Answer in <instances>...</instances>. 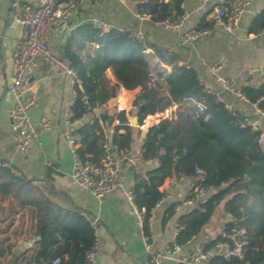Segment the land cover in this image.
<instances>
[{
    "label": "trees",
    "instance_id": "obj_1",
    "mask_svg": "<svg viewBox=\"0 0 264 264\" xmlns=\"http://www.w3.org/2000/svg\"><path fill=\"white\" fill-rule=\"evenodd\" d=\"M184 0H136L139 14H148L153 22L174 19L185 11ZM213 22L201 19L200 27H212ZM264 30V8L255 17L251 33ZM98 45L94 54L83 55L73 45L78 38ZM80 46V44H79ZM151 48L152 53H147ZM155 57L169 66L159 69V80H154L156 67L150 58ZM76 70L81 87L76 85L77 98L73 111L77 118L91 114L82 99L89 97L92 108H100L117 94V87L110 85L106 69L112 67L113 75L125 88H140L133 105L139 124L151 114L160 113L178 104L175 115L165 117L142 131L143 157L158 159V165L144 175H136L132 189L135 202L143 212L144 230L152 210L164 196L161 186L167 178L194 177V185L210 191L194 208L181 214V227L177 239L187 243L210 221L215 210L223 204V210L232 218L226 227L232 230L244 227L249 244L242 258L224 259L213 255L208 264H264V141L259 129L242 127V115L233 116L224 107L226 101L208 91L202 73L188 62H183L176 51L161 47L145 39L138 40L130 31L115 27L107 30L84 24L77 28L65 50L64 57ZM166 74V75H164ZM246 97L264 107V82L259 86H243ZM194 100L204 105L198 113L187 105ZM115 118L119 124L113 125ZM125 110L115 115L102 111L100 118L84 122L73 132L77 141V153L84 162L99 163L104 155L101 141L105 130L113 128L112 139L120 150L132 146L133 132ZM124 129V132H120ZM203 170L201 175L195 170ZM31 181L10 168L0 166V193L12 195L22 207L33 206L37 215L36 234L41 239L40 249L34 256L37 264L41 259L51 261L61 258V264H85V254L94 245L95 229L79 211H62L48 198L35 195ZM14 208V205L11 204ZM10 207V209H11ZM174 214L171 208L170 215ZM222 235L208 241L212 248ZM56 246V247H55ZM27 262H29L27 260Z\"/></svg>",
    "mask_w": 264,
    "mask_h": 264
},
{
    "label": "crops",
    "instance_id": "obj_2",
    "mask_svg": "<svg viewBox=\"0 0 264 264\" xmlns=\"http://www.w3.org/2000/svg\"><path fill=\"white\" fill-rule=\"evenodd\" d=\"M14 1L39 3L41 0H0V161L10 164L8 168L11 171L30 180L38 198L50 199L62 211H79L90 221L97 236L96 254L100 264H144L153 253L163 251L173 238L179 216L197 204L189 205L185 202L195 178H167L164 181L161 186L164 199L153 209L147 222V233L142 219L124 196L123 189L104 198H97L78 186L73 177L74 151L66 137L65 125V117L74 100L75 86L69 75L56 70L47 61L39 64L30 81L29 89L37 97V105L30 109V115L34 122L48 117L52 121V128L34 140L29 156L18 153L15 132L9 120L14 98L8 93L15 62V42L22 31V24L15 18L12 9ZM249 1L250 5L235 34L214 28L211 34L193 43L181 45L180 34L189 29L196 19L212 21L215 0H184L182 7L190 15V19L178 30L164 29L156 25L150 15L139 14L136 0H106L99 3L80 0V8L70 20V26L53 33L48 39V45L53 52L64 58L66 46L70 38L77 35V28L84 24L96 27L94 23L100 21L109 28L142 31L147 42L178 52L183 62L192 64L202 73L208 88L221 91L216 77L204 70L203 60L220 63L221 73L235 79L242 87L259 86L264 82V30L251 33L250 27L262 11L264 0ZM81 43L80 37L73 48L83 55L94 54V49L98 46L90 42H83L85 44L81 46ZM152 52L151 48L147 50V53ZM150 62L160 70L171 69L155 57H151ZM105 73L109 84L117 87V94L96 109V112L100 117L104 110L113 115L125 110L133 132L130 149L137 154L143 143L139 130L159 121V118L174 116L179 105L174 104L166 109L167 115H163L164 111L155 113L154 115H160L156 117L157 120L141 127L139 122H132L133 116H137L133 102L140 93V88H125L114 77L112 67H108ZM219 97L236 107L241 115L255 116L250 103L227 92H221ZM187 105L196 113V103L188 101ZM90 117L91 114H87L84 122ZM116 120L117 118L113 125L119 124ZM258 129L262 132L261 138L264 141V118L259 121ZM110 130L113 131V128ZM120 132H124V129ZM157 165L158 160L148 164L137 163L132 174L133 180L130 177L131 165H125L122 169L124 188L132 187L136 175H144L148 169ZM11 204L14 208L10 209ZM171 208L174 210L172 216ZM230 220L231 216L225 213L221 204L197 235L185 243L178 253L160 264H175L177 259L189 255L196 246L215 239L222 234ZM36 226L37 215L33 206L22 207L12 195L0 193V264H7L16 245L25 246L28 242H33L32 246L23 255L17 256L14 264H37L34 256L40 249L41 237L37 239L39 235L36 234ZM39 264L50 262L41 259Z\"/></svg>",
    "mask_w": 264,
    "mask_h": 264
},
{
    "label": "built area",
    "instance_id": "obj_3",
    "mask_svg": "<svg viewBox=\"0 0 264 264\" xmlns=\"http://www.w3.org/2000/svg\"><path fill=\"white\" fill-rule=\"evenodd\" d=\"M94 1L99 3L106 0ZM249 5V0H215L212 14L213 26L200 27L201 19L198 18L189 29L180 34L179 43L181 45L193 43L211 34L214 28L235 34L239 29L241 18ZM79 8L80 0H41L39 3L14 1L12 3L14 16L22 24V31L15 42V62L8 87V93L14 98V103L9 111V120L15 132L17 152L23 156H29L34 140L41 133L52 128V121L48 117H42L38 122H34L30 115V109L37 105V97L30 91L29 85L32 75L39 64L42 61H47L56 70L69 75L74 86L78 85L81 87V79L76 70L65 58L53 52L48 45V39L53 33L70 26V20ZM189 19L190 15L184 12L177 18L162 19L154 23L164 29L178 30L185 26ZM94 25L102 30L109 28L100 21H96ZM117 29L123 31L120 28ZM130 35L138 40L144 39L142 31H131ZM202 65L206 72L216 77L217 84L221 89L219 91L209 88L208 91L215 96H219L221 92H227L239 100L250 103L255 116L242 115L240 125L254 130L258 129L259 121L264 118V107L260 106L258 102L249 101L242 86L235 79L221 73L222 65L220 63L203 60ZM76 98L77 93L75 91L74 100L65 117L66 137L74 151L73 177L76 184L88 190L97 198H104L119 189H123L127 201L143 221V212L135 202L133 189L131 187L124 188L122 169L125 165L148 164L158 159H145L143 157V148L137 154L131 149L120 150L118 145L113 142L112 131L106 129L101 141L104 151L102 160L99 163L84 162L77 153L78 143L72 133L75 127L84 123V118L86 117V115L80 118L75 116L73 105ZM82 99L91 111V117L87 122L91 123L94 119L100 118L96 108L90 106L89 97L86 93L83 94ZM190 102L197 104L196 113H198V110L202 111L204 109L203 104L194 100H190ZM224 107L231 115H239L238 110L231 103L225 102ZM134 108L136 107L134 106ZM148 117L149 115L143 119L141 127L148 123ZM116 123H119L118 119ZM0 166L10 167V164L0 161ZM195 172L201 175L203 170L197 167ZM209 193L208 189L193 185L185 202L189 205H194L200 200H204ZM163 199L162 197L160 202ZM180 229L181 227L177 223L170 243L165 246L163 251L153 253L148 260L144 261V264H160L164 259L178 253L183 246L177 239ZM221 235L224 240L217 241L212 248L207 247L208 242L200 244L189 255L177 259L175 264H208L209 259L213 255H222L227 261H230L231 258H242L249 244L246 229L238 227L228 230L226 227ZM96 249L97 236L95 233L94 245L85 254V264H100ZM50 264H61V258H54Z\"/></svg>",
    "mask_w": 264,
    "mask_h": 264
},
{
    "label": "water",
    "instance_id": "obj_4",
    "mask_svg": "<svg viewBox=\"0 0 264 264\" xmlns=\"http://www.w3.org/2000/svg\"><path fill=\"white\" fill-rule=\"evenodd\" d=\"M134 121H136V122H134ZM132 122L135 123V124H137L138 123V117L137 116H133ZM135 168H136L135 165H131L130 166V177H131L132 180L134 179V177H133L132 174L134 173ZM39 238H40V236H37V239H39ZM32 244H33V242H28L27 245H25V246L16 245L14 247V249H13L12 255L7 260V264H14V261H15L16 257L17 256H20V255H23V253L25 252V250L28 247L32 246Z\"/></svg>",
    "mask_w": 264,
    "mask_h": 264
},
{
    "label": "bare ground",
    "instance_id": "obj_5",
    "mask_svg": "<svg viewBox=\"0 0 264 264\" xmlns=\"http://www.w3.org/2000/svg\"><path fill=\"white\" fill-rule=\"evenodd\" d=\"M167 113H168V111H164L163 112V115H167ZM158 116H160V115H149V117H148V119H147V122L148 123H150V122H152V121H155V120H157V118L156 117H158Z\"/></svg>",
    "mask_w": 264,
    "mask_h": 264
},
{
    "label": "rangeland",
    "instance_id": "obj_6",
    "mask_svg": "<svg viewBox=\"0 0 264 264\" xmlns=\"http://www.w3.org/2000/svg\"><path fill=\"white\" fill-rule=\"evenodd\" d=\"M159 69H160V68L156 67V70L154 71V77H155V80H156V79H158V80L160 79V76H159V73H158V72H159ZM134 122H136V121H134ZM146 127H147V126H146ZM10 207H11V205H10ZM11 208H12V207H11ZM208 223H209V222H208Z\"/></svg>",
    "mask_w": 264,
    "mask_h": 264
}]
</instances>
